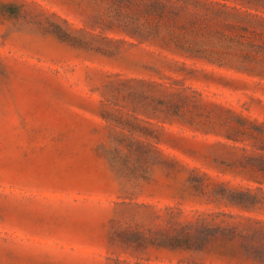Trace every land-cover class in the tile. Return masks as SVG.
<instances>
[{"label":"rangeland","instance_id":"obj_1","mask_svg":"<svg viewBox=\"0 0 264 264\" xmlns=\"http://www.w3.org/2000/svg\"><path fill=\"white\" fill-rule=\"evenodd\" d=\"M219 1L221 65L131 36L118 0H0V264H253L162 245L264 219L220 198L264 190V0Z\"/></svg>","mask_w":264,"mask_h":264},{"label":"trees","instance_id":"obj_2","mask_svg":"<svg viewBox=\"0 0 264 264\" xmlns=\"http://www.w3.org/2000/svg\"><path fill=\"white\" fill-rule=\"evenodd\" d=\"M123 6L135 10L136 16L123 20L119 25L133 37L157 41L162 47L179 54L203 58L210 62L224 64L217 51L208 48V39L214 32L221 33L220 45L232 48L241 44L240 38L215 30V25L233 28V9L219 0H118ZM144 21H141L142 17ZM264 53V42L258 46ZM264 170V165L261 167ZM220 198L225 205L245 211L264 208V190L252 187L244 189L223 187ZM189 223L184 230L166 235L162 245L169 248L205 250L210 244L222 242L228 256L240 257L253 264H264V219L244 215V225L228 220L233 214L211 212Z\"/></svg>","mask_w":264,"mask_h":264}]
</instances>
